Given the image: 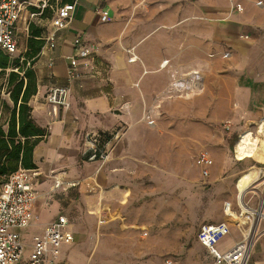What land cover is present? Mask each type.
Returning a JSON list of instances; mask_svg holds the SVG:
<instances>
[{"label": "crops", "instance_id": "crops-1", "mask_svg": "<svg viewBox=\"0 0 264 264\" xmlns=\"http://www.w3.org/2000/svg\"><path fill=\"white\" fill-rule=\"evenodd\" d=\"M37 1L26 0L22 9L28 22L38 15H30L34 12L29 7ZM101 10L108 12L109 21H100ZM50 19L44 36L54 30ZM75 36L94 47L95 69L91 72L80 65L77 75L68 79ZM128 50L136 56L132 61ZM224 51L230 52L229 57H223ZM34 66L37 91L29 100L31 116L48 132L33 149L37 198L32 212L48 214L43 228L58 214L68 217L60 211L59 199L46 205L44 195L54 179L78 181L74 180L79 175L74 161L79 153L83 157L87 132L120 129L102 167L117 165L115 174L124 183L126 177L135 179L150 174L149 154L153 148L156 152L158 146H173L171 128L166 129L163 141L158 123L150 128L143 120L146 115L172 113L177 101L183 103L180 97L195 95L194 102L201 113L210 107V114H206L210 123L228 121L232 128L245 129L251 124L257 128L264 118V0H75L70 23L55 30L54 46L44 45ZM192 72L199 75V88L189 91L185 78ZM55 85L69 88V106L60 111L58 120L51 121L46 114L45 95ZM135 145L140 147V153L132 152ZM165 149L156 160L162 162L159 164L165 172L161 174L168 176L170 168L163 162ZM177 168L181 169V165ZM59 189L67 194L66 188ZM232 217L242 222L235 212ZM219 221L218 217L201 223ZM244 228V224H229V234L217 241L216 249H228L240 239ZM255 228L247 264H264V217ZM123 242L126 247V241L119 237L121 249ZM197 250H204L209 257L200 255L199 261L217 264L198 241L189 253ZM193 259L189 255L187 264H192ZM172 261L166 259L165 264Z\"/></svg>", "mask_w": 264, "mask_h": 264}, {"label": "rangeland", "instance_id": "rangeland-1", "mask_svg": "<svg viewBox=\"0 0 264 264\" xmlns=\"http://www.w3.org/2000/svg\"><path fill=\"white\" fill-rule=\"evenodd\" d=\"M52 1V4L59 2ZM43 3L47 4V0L33 2L29 7ZM47 15L48 12L45 17L37 15L30 19L43 28V34L49 18ZM27 22L24 9L16 34L18 47L13 53V58L18 57L19 62L25 50ZM222 54L226 58L230 52ZM10 69L16 70L15 65L11 64L4 73L0 72V124L4 123L7 115L2 102L11 105L6 86V73ZM194 96L180 97L183 103L177 101L172 113L156 117L146 115L144 118L150 128L158 123L163 141L167 128H171L174 135L173 146H158L156 152L153 148V153L149 154L152 159L150 174L135 179L126 177V181L120 183L119 175L115 174L117 165L102 167L100 161H85L79 153L74 161L79 171L74 180H78L79 185L66 188L65 195L59 189L62 186L54 190L51 189L53 183L49 186L44 203L49 205L60 200V211L70 219L66 228L74 236L71 244L60 247L59 261L63 264H165L166 259H171L172 264H187L191 255L194 257L192 264H205L206 261H199L200 255L209 258L204 250L189 253L197 242L198 225L218 217L220 221L234 224L236 220L224 214L225 202L230 203V209L236 214L240 211L239 205L247 202L256 207L259 204L264 193V152L259 150L256 156L237 160L234 149L244 130L251 131L262 145L264 124L259 131V124L256 129L254 124L240 129L232 128L228 121L210 123L206 119L210 107L201 113ZM148 120L152 124H147ZM2 126L5 127L4 124ZM163 148H166L163 154L167 155L163 159L164 165L171 169L173 164L168 176L161 174L165 172L162 162L156 160ZM200 150H207L212 161L207 177L199 174L194 163V157ZM132 152L140 153V147L133 146ZM178 164L181 169L177 168ZM253 172H256L255 177H252ZM96 209L99 210L97 213ZM92 211L94 213L91 214ZM47 215L33 213L29 225L19 230L24 244L22 260L29 253L32 237L41 233ZM119 237L127 243L125 247L123 242L124 249L119 248Z\"/></svg>", "mask_w": 264, "mask_h": 264}, {"label": "built area", "instance_id": "built-area-1", "mask_svg": "<svg viewBox=\"0 0 264 264\" xmlns=\"http://www.w3.org/2000/svg\"><path fill=\"white\" fill-rule=\"evenodd\" d=\"M26 0H0V49L8 54L17 51V30L21 18L22 9L25 7ZM46 4L43 3L38 8L42 9ZM240 9V6H236ZM75 0L55 8L50 19L54 30L44 36L48 47L54 46L55 30L66 27L73 16ZM36 13H30L34 15ZM101 22L110 20L108 12H99ZM74 49V61L68 67L67 78L71 79L77 75L78 67L82 65L91 72L95 69L92 55L95 49L92 45L85 43L79 36L72 40ZM43 45V46H44ZM129 60H134L136 56L127 51ZM199 75L196 72L187 74L185 78L187 90L199 88ZM69 88L64 85H55L48 89L45 95L47 105L46 114L51 121H56L60 117V111L69 106ZM148 124H152L150 120ZM120 129L111 132H87L84 135L83 156L88 160H96L101 163L107 158L113 142L118 138ZM194 163L199 168L202 177H207L212 161L207 150H200L194 157ZM37 172L35 169L18 167L9 174L0 186V264H62L59 261L60 247L63 244H71L74 240L73 233L66 228L69 218L66 215L58 214L50 220L40 234L34 235L29 245V253L22 260L24 244L22 242L20 229L29 225L32 218V206L37 198ZM74 182L63 183L60 179H54L51 189L60 186L68 188ZM231 208L229 202L224 203V209ZM264 193L256 207L244 204L240 207L238 215L242 222L236 220V224H244L245 228L241 233L240 239L235 241L225 251H218L215 247L217 241L229 234V223L203 222L199 224L196 231V240L206 248L214 262L224 264H247L250 250L256 237L255 224L264 217ZM236 213V212H235ZM229 216H231L229 214ZM232 217V216H231ZM169 262V261H167Z\"/></svg>", "mask_w": 264, "mask_h": 264}, {"label": "trees", "instance_id": "trees-1", "mask_svg": "<svg viewBox=\"0 0 264 264\" xmlns=\"http://www.w3.org/2000/svg\"><path fill=\"white\" fill-rule=\"evenodd\" d=\"M51 2L53 1L47 0V4L42 9L30 7V10L40 17H45L48 12L47 17L51 18L55 8L71 3L73 0H59L54 4ZM27 33L21 62L18 57L13 58V54L0 49V72L4 73L11 64H14L16 68L6 73L7 96L11 105L7 106L2 102L7 115L3 123L5 127L0 124V186L18 167L36 168L33 161V149L48 134L46 128L40 127L33 120L29 104V100L37 91L34 64L45 43L43 28L28 22Z\"/></svg>", "mask_w": 264, "mask_h": 264}, {"label": "bare ground", "instance_id": "bare-ground-1", "mask_svg": "<svg viewBox=\"0 0 264 264\" xmlns=\"http://www.w3.org/2000/svg\"><path fill=\"white\" fill-rule=\"evenodd\" d=\"M259 131H262L263 129V124H264V118H262L259 121ZM262 145L259 144L252 135L251 131L249 130H244L243 132L240 133L238 140L235 143V149L234 152L236 154V159L237 160H243L246 157H252L256 156L259 150H263L264 152V133L262 136ZM257 138V137H256ZM224 214L226 215H234V212L228 208L225 209Z\"/></svg>", "mask_w": 264, "mask_h": 264}]
</instances>
